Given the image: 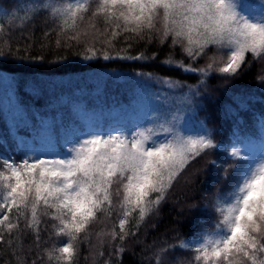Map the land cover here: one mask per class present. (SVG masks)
Wrapping results in <instances>:
<instances>
[{
	"label": "snow or ice",
	"instance_id": "1",
	"mask_svg": "<svg viewBox=\"0 0 264 264\" xmlns=\"http://www.w3.org/2000/svg\"><path fill=\"white\" fill-rule=\"evenodd\" d=\"M42 13L59 29L57 47L59 37L68 33H73L68 40L77 43L81 37L93 42L105 38L104 49L85 44L86 60L101 55L105 60L150 59L144 53L113 57L110 50L125 33L132 34L125 40H143L147 34L149 41L155 34L161 44L171 39V47L179 46L189 61L186 64L170 55L163 63L198 77L197 83L189 84L156 73H137L145 78L146 89L152 84L159 88L147 93L153 104L151 115L138 119L134 130L123 125H69L60 130L58 148L54 124L41 119L32 128V142L19 137L14 154L0 153V244L12 246L5 234L11 237L20 230L23 219L39 245L40 216L46 215L57 222L53 224L55 234L67 238L54 250L58 255L48 254L49 260L73 264L78 252L74 245L81 234L88 238L99 214L111 217L114 198L119 231L114 225L108 234L123 243L136 235L126 229L133 214L138 217V231L147 217L159 212L175 183L197 158L221 150L215 129L197 119L198 101L213 73L227 82L252 61H264V0H0V62L15 58L20 51L17 48L14 53L10 41L4 39L10 36L11 26L18 21L23 28ZM86 19L88 28L81 31ZM97 21L103 22V31L97 28ZM204 57L206 64L195 67ZM257 79L264 82V75ZM246 105L244 99L237 101L238 109ZM257 122L259 138L254 140L256 133L249 135L246 124L236 119L234 139L222 148L230 163L209 161L223 168L224 179L230 171L235 176L231 190L214 197L217 219L211 230L176 244L165 242L154 253L155 264H165L168 254L177 250L193 253L190 259L177 257V264H264V113ZM23 126H28L26 119ZM36 141L42 143L37 146ZM13 210L14 220L10 218ZM122 243L117 246L119 253L124 251ZM12 255L16 256L15 250ZM16 258L17 264H26Z\"/></svg>",
	"mask_w": 264,
	"mask_h": 264
},
{
	"label": "trees",
	"instance_id": "2",
	"mask_svg": "<svg viewBox=\"0 0 264 264\" xmlns=\"http://www.w3.org/2000/svg\"><path fill=\"white\" fill-rule=\"evenodd\" d=\"M250 2L255 3V0ZM88 23L86 19L80 25V30L87 29ZM18 25V21L12 25L10 36H5L4 39L10 41L14 53L17 48L20 51L16 53L15 58L10 57L0 62V67L4 69L0 75H8L6 80L0 77V138H3L0 139V153L14 154L17 135L33 137L32 128L39 126V121L46 117L59 115L62 125L67 126L79 108L92 110L93 116L96 117L102 108L121 109L124 106H133L141 92L149 89L145 87V78L137 73H156L189 84L198 81L195 74L182 73L181 70L170 68L163 63L170 55L186 64L189 61L179 46L171 47V39L161 44L155 34L149 41L147 34L143 40L139 37L125 40L126 36H132L131 33H125L114 41L115 47L110 50L113 57L118 53H144L150 59L105 60L101 55L86 60L83 58L85 44L94 43L97 49H104V37L95 42L91 38L85 40L81 37V42L77 43L68 40V36L73 34L68 33L59 37L60 46L57 47L59 29L47 20L45 14H40L23 28ZM5 27L9 28L7 22ZM104 27L102 21H97L98 29L103 31ZM45 32L49 33L47 37ZM66 44L72 46L68 47ZM121 49L125 51L121 52ZM211 54L210 52L209 55ZM247 59L252 60L250 55ZM206 62L207 57H204L194 66L200 67ZM262 75L264 61H252L250 66L242 68L235 79L225 82L217 73H213L209 78L207 91L198 101L200 107L197 119L206 121L208 127L215 129V139L222 148L234 139L236 119L246 124L248 134H257V120L259 115L264 113V82L257 79ZM158 88L154 84L150 87ZM240 99L247 101L246 107L242 109L237 108V101ZM11 103H16L19 109L20 122L12 121L7 114L9 110L6 111L5 105ZM11 112L12 109L9 113ZM25 119L28 121L27 127L23 126ZM110 121L106 120L103 125L109 126ZM13 132L16 133L15 136L12 135ZM222 148L197 158L175 183L167 199L160 205L159 212L147 217L139 225L138 231V217L133 214L126 229L136 235L127 237L123 243L119 239L112 240L108 234L114 225L116 231H119V208L114 198L111 217L99 214L98 221L89 229L88 238L85 239L84 234H81L80 241L74 245L78 252L73 264H155L154 253L165 242L176 244L180 239L190 240L202 231L211 230L213 222L217 219L213 208L214 197L218 192L224 194L230 191L235 179L231 171L229 178L224 179L223 168L209 163L211 160L222 164L230 163ZM191 204L196 207L190 208ZM10 218L14 220L15 210L10 214ZM40 220L39 245L35 233L24 226L23 219L20 222V230L14 231L11 237L5 234V239H11L13 243L11 247L0 244V264H17L16 256L26 261V264H32L33 261L36 264H56L55 259L49 260L48 254L51 252L54 257L58 255L54 250L63 246L67 238L55 234L53 224L57 222L49 216L41 215ZM121 243L124 251L119 253L117 246ZM13 250L16 251V256L12 255ZM192 255L191 252L180 250L170 252L165 264H177V257L183 260L190 259Z\"/></svg>",
	"mask_w": 264,
	"mask_h": 264
},
{
	"label": "rangeland",
	"instance_id": "3",
	"mask_svg": "<svg viewBox=\"0 0 264 264\" xmlns=\"http://www.w3.org/2000/svg\"><path fill=\"white\" fill-rule=\"evenodd\" d=\"M105 75V74H103ZM0 77L3 80L4 77H8L7 74L2 73L0 75ZM145 81V80H144ZM155 85V84H154ZM157 86V85H156ZM159 87V86H157ZM148 91H142L139 98L133 103V106H124L121 109H110V108H102L99 110V113L96 117L93 116L92 114V110H89L88 108H79L76 109V115H74V117L72 119H70V122L67 124V126L69 125H75L78 128H85L87 126H89L90 124H103L106 120H111L110 121V125H123L125 127L126 130H134L133 129V125L137 122L138 119L140 118H147L145 116V114L151 115V108L153 107V104L150 102V97L147 95L148 92H155L158 89H147ZM82 103L84 105H86L85 101L82 100ZM11 107L10 109H7ZM13 107V108H12ZM7 114L9 116V118L12 121L15 122H20L19 120V109L16 105V103H11V104H6L5 105ZM77 108V107H75ZM12 109V112L9 113ZM57 117H46L44 118L45 121H48L52 124H54L55 129L57 131V136L55 138V142H56V146L58 148L61 147L59 140H60V130L64 127L67 126H63V122L60 120L59 115H56ZM8 118V119H9ZM53 118H58V120H55ZM9 119V120H10ZM10 120V121H11ZM16 135V133H15ZM252 135V134H249ZM18 138L19 137H24L28 142H32L33 141V137L30 136H23V135H17ZM252 138L254 140H258L259 138V129L258 132L255 136H252ZM40 143H42L41 141H36L37 146L40 145ZM65 148L67 146H64ZM17 160L20 159V157L18 156V158H16Z\"/></svg>",
	"mask_w": 264,
	"mask_h": 264
}]
</instances>
